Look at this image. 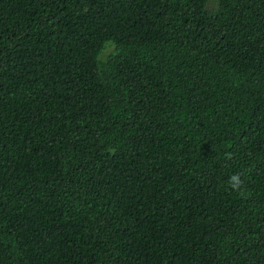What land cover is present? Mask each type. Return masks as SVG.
Wrapping results in <instances>:
<instances>
[{"label": "trees", "instance_id": "16d2710c", "mask_svg": "<svg viewBox=\"0 0 264 264\" xmlns=\"http://www.w3.org/2000/svg\"><path fill=\"white\" fill-rule=\"evenodd\" d=\"M0 264H264V0H0Z\"/></svg>", "mask_w": 264, "mask_h": 264}, {"label": "clouds", "instance_id": "9594fccd", "mask_svg": "<svg viewBox=\"0 0 264 264\" xmlns=\"http://www.w3.org/2000/svg\"><path fill=\"white\" fill-rule=\"evenodd\" d=\"M116 47L117 45L114 40L106 41L101 51L97 54L96 59L98 63L103 64L109 55H118L119 53L115 52ZM229 158H231L230 154H229ZM228 184L232 190L240 192L244 185L242 175L239 173L232 174L229 177Z\"/></svg>", "mask_w": 264, "mask_h": 264}]
</instances>
